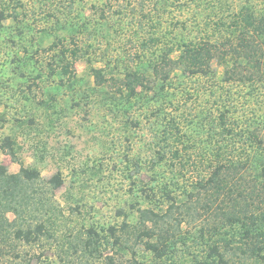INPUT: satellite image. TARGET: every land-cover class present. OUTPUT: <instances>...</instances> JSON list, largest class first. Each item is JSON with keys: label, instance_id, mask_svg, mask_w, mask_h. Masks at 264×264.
<instances>
[{"label": "rangeland", "instance_id": "374dc122", "mask_svg": "<svg viewBox=\"0 0 264 264\" xmlns=\"http://www.w3.org/2000/svg\"><path fill=\"white\" fill-rule=\"evenodd\" d=\"M220 1L226 3L224 12L242 2ZM218 5L216 0H0V10L9 15L0 28V142L12 138L23 164L36 168L44 180L57 173L63 180L49 194L57 209L53 236L16 244L20 259L5 257L3 263L59 264L64 251L72 252L74 237L92 229L103 238L102 264H109L106 258L112 264H154L143 245L118 251L108 238L110 227L133 222L137 208L168 215L176 237L165 264H190L205 258L208 246L224 245L236 229L212 214L214 207L205 212L204 200L196 201L193 189L215 163L219 110L227 109L239 125L252 119L261 125L264 87L256 86L250 96L245 85L223 86V69L214 61V80L189 79L176 71L164 90L153 86L147 106L137 102L126 112L116 104L118 98L115 107H107L104 93L84 94L94 87L89 65L113 68L117 77L147 65L179 36L199 37L204 17L220 13ZM75 45L80 51L70 87L59 82L56 55L62 46ZM105 91L113 94L115 87ZM169 125L175 129L165 137ZM249 151L245 146L243 155L252 156ZM0 165L11 173L19 169L2 152ZM170 205L182 211L172 209L169 215ZM208 229L218 232L211 236Z\"/></svg>", "mask_w": 264, "mask_h": 264}, {"label": "trees", "instance_id": "16d2710c", "mask_svg": "<svg viewBox=\"0 0 264 264\" xmlns=\"http://www.w3.org/2000/svg\"><path fill=\"white\" fill-rule=\"evenodd\" d=\"M216 2L221 11L207 13L204 27L199 29L197 26L201 33L199 37L179 36L174 42L161 47V53L149 60L147 65L127 69L120 77L115 76L113 68L108 66L95 69L89 65L88 76L93 79L94 87L89 93H84L85 96L90 98L96 92L104 93L107 107H115L114 100L118 98L119 104H116L122 105L126 112L137 102L147 106L148 94L153 86L161 84L160 90H164L176 71L189 79L214 80V61L223 69L220 79L223 86L230 82L245 85L250 96H254L256 86L264 87V0H242L237 7L228 6L230 10L225 12L226 3ZM4 12L0 10V28L9 17ZM181 26L183 29L184 25ZM78 51L77 45L75 49L62 46L56 55L62 85H75L73 65L79 58ZM173 53L177 54L175 58L170 57ZM113 87L115 94L106 93L105 88L112 90ZM219 111L214 122L221 142L217 141L220 144L214 149L215 163L208 177L195 183L193 190L196 193L192 194L196 201L204 200L205 212L214 207L212 214L221 217L227 227L236 230L223 239V246L217 243L208 246L206 257L195 259L190 264H264V121L260 125L259 120L252 119L239 125L228 116L227 109ZM25 122H21L23 126ZM29 124L26 122L25 126ZM173 129L175 127L169 125L167 130L170 133H163L165 137L172 135ZM240 139L241 147L236 141ZM225 141L227 147L223 145ZM245 146L251 149L252 156L243 155ZM16 148L15 141L10 137L0 142V152L19 166L17 172L11 173L0 165V264H5V257L20 259L16 244L33 245L53 236L57 209L49 194L63 182L59 173L44 180L36 168L26 167ZM239 149L242 154H239ZM172 209L178 213L182 211L181 207L170 205L169 215H172ZM189 210L186 208L187 214H190ZM9 214L13 216L12 220ZM135 214L133 222H123L119 227L107 230L111 246L122 251L141 244L152 255L154 264H165L173 255L176 237L174 227L166 221L168 215L140 208ZM211 231L208 229L207 233ZM212 232L211 236H214L218 229ZM85 233V237H74V241L69 243L72 252L64 251L65 257L59 258V264H74L75 260L82 264H102L98 248L103 238L92 229ZM106 261L112 264L111 258H106Z\"/></svg>", "mask_w": 264, "mask_h": 264}]
</instances>
